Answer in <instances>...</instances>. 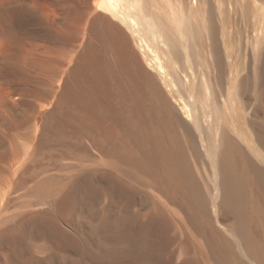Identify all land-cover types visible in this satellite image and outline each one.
Returning <instances> with one entry per match:
<instances>
[{
	"label": "bare ground",
	"instance_id": "obj_1",
	"mask_svg": "<svg viewBox=\"0 0 264 264\" xmlns=\"http://www.w3.org/2000/svg\"><path fill=\"white\" fill-rule=\"evenodd\" d=\"M0 264H264V0H0Z\"/></svg>",
	"mask_w": 264,
	"mask_h": 264
},
{
	"label": "rangeland",
	"instance_id": "obj_2",
	"mask_svg": "<svg viewBox=\"0 0 264 264\" xmlns=\"http://www.w3.org/2000/svg\"><path fill=\"white\" fill-rule=\"evenodd\" d=\"M179 255V256H178ZM182 258V252L181 251H178L177 252V255H176V260L178 259H181Z\"/></svg>",
	"mask_w": 264,
	"mask_h": 264
}]
</instances>
